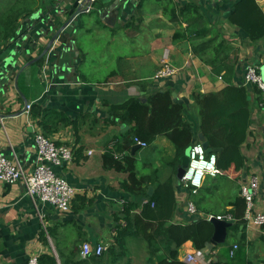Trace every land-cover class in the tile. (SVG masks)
Segmentation results:
<instances>
[{"label": "crops", "instance_id": "1", "mask_svg": "<svg viewBox=\"0 0 264 264\" xmlns=\"http://www.w3.org/2000/svg\"><path fill=\"white\" fill-rule=\"evenodd\" d=\"M142 1L93 3L86 15L92 21L90 15L97 11L96 26L88 24L81 29L91 35L93 28H104L99 32H106L110 39L97 49L99 54L83 44L81 30L72 27L63 32L43 60L26 67L67 20L64 9L68 0H0V150L32 169L34 136L41 130L57 145L74 149L72 163L56 167L55 172L78 191L71 211L62 214L49 204L35 203L22 184H0V264H28L34 249L40 255L54 256L57 264H158L140 237L127 238L123 249L115 245L117 226H126L116 214L124 210V198L130 197L122 188L129 177L124 170L128 157L136 159L137 173L149 178L148 190L152 187L153 195L159 184L174 179L177 208L172 223L185 224L214 215L198 211L197 206L198 213L189 215L187 205L192 198L177 178L175 148L166 135H158L152 145L134 153L133 142L131 155L123 151L126 139L133 138L130 132L134 124L112 116L111 106L123 105L129 99L146 102L158 91H169L172 102L183 105V115L197 125L195 94L243 85L247 64L258 65L264 81V40L251 44L243 31L229 24L233 0H174L180 6H200L212 26L229 41L223 68L212 69L194 54L189 38L185 39L190 36L187 24L170 22L154 0H144L140 8ZM256 1L264 11V0ZM136 17L141 22L133 26L130 23ZM117 38L125 45L110 52L108 41ZM164 58L180 73L157 80ZM246 87L251 92L253 121L250 137L236 157L242 163L239 188L257 179L253 212L264 213V102H258L256 86ZM28 105H39L37 118L28 112ZM201 133L196 130L198 139ZM220 149L218 155L223 153ZM225 209L231 207L220 212ZM240 232H228L226 244L235 245ZM246 233L248 257L258 261L264 255V235L255 226H247ZM85 243L92 247L108 245V250L100 257L84 258L81 252ZM114 245L116 258L110 252ZM193 249L192 242L185 243L179 260L184 263V254ZM219 253L220 249L214 251L211 259L219 261ZM207 257L194 264H207Z\"/></svg>", "mask_w": 264, "mask_h": 264}, {"label": "trees", "instance_id": "2", "mask_svg": "<svg viewBox=\"0 0 264 264\" xmlns=\"http://www.w3.org/2000/svg\"><path fill=\"white\" fill-rule=\"evenodd\" d=\"M143 2L144 0L140 8L143 7ZM154 3L170 22L187 24L190 36H185V39L189 38L192 42L193 52L198 58L212 69L223 68L222 64L229 56L230 43L219 29L212 26L200 6L195 3L180 6L174 0H154ZM227 21L243 31L249 43L258 44L264 40V11L256 0H233ZM254 91L257 93L258 102H264L262 100L264 93L257 87ZM171 98L169 91H158L146 102L129 99L123 105L111 106L112 116L134 124L130 132L133 138L126 139L123 151L131 155L135 137L150 146L158 135H166L175 148L176 162L173 166L177 173L186 152L200 143L196 130L201 131L210 148L223 149V153L218 155L220 175L207 177L204 187L197 195L187 191L188 195L195 202L198 211L214 215H232L234 225L228 232L237 233L243 228L240 240H236L238 250L233 258L230 257V251L234 245L230 244L217 246L207 258L211 260L214 251L220 249L219 261L215 263L212 260V264H264V258L253 261L248 257L246 202L241 196V189L239 194L228 200L226 206L231 207L229 211L225 209L223 212L217 210L215 212L211 208V201L215 198L221 181L230 180V176L227 173L223 174L222 170L231 161L236 171L238 165H242L238 163L240 158L236 157L247 139L252 120L251 92L243 84L228 85L219 92L195 94L193 101L198 111L197 125L183 115V105L174 104ZM40 111L39 105L31 106L34 118L38 117ZM126 165L127 168L124 170L129 177L122 188L130 197L124 198V210L116 214L117 220H123L126 226L120 224L117 226L115 245L123 249L127 238L140 237L147 244L151 258L155 256L158 264H185L179 260L182 246L192 242L196 250H203L213 237L214 225L205 218L194 219L185 224L172 223L177 208L174 179L159 184L154 195L149 196L147 185L149 178L137 173L136 159L128 157ZM239 171H242V167ZM225 203H222L223 207H226ZM115 245L110 252L113 251L116 258ZM40 264H57V260L51 255H41Z\"/></svg>", "mask_w": 264, "mask_h": 264}, {"label": "built area", "instance_id": "3", "mask_svg": "<svg viewBox=\"0 0 264 264\" xmlns=\"http://www.w3.org/2000/svg\"><path fill=\"white\" fill-rule=\"evenodd\" d=\"M96 0H92L94 3ZM218 1V0H217ZM221 1V0H219ZM93 5V4H92ZM93 7L90 6L87 9L89 14ZM180 73V70L174 67L166 58L161 62V68L156 75L157 80L175 78ZM244 85L256 86L264 93V81L260 74V67L255 64H247L244 74ZM28 112L31 111V105L27 106ZM35 143V165L32 169H26L16 159L6 156L0 150V184L16 185L22 184L25 190V194L30 197L35 203L41 202L49 204L55 210L62 214H66L71 211L72 205L77 197L78 191L72 187L64 178L59 176L55 172V168L68 166L74 160V149L66 145H57L53 140L48 138L41 130L37 131L34 136ZM134 143L142 148H147V142L134 138ZM196 146H200L201 152L195 153L193 151ZM203 155L205 162H211L212 158L215 159L214 170H203V175L200 178L199 184L194 185L192 180L196 176V169L192 168V161L195 159L199 162ZM189 166L185 170L182 177L181 186L186 191H191L193 195H197L199 190L205 185L207 177H216L220 175L218 168V154L207 153L202 143L195 144L189 152ZM192 171V176L185 179L189 171ZM259 188V182L257 179L250 181L248 185H242L241 196L246 202V214L245 218L248 222V226H255L261 230L264 235V213H254V202ZM188 193V192H187ZM187 211L189 215H196L198 213L195 203L190 200L187 205ZM214 217L219 220H233L232 215L215 216L207 215L203 217L208 221H211ZM108 250V245L99 244L95 247L85 243L82 247L81 255L84 258L96 256H102ZM238 250V245L235 244L231 251L230 257L235 256ZM40 253L37 249L30 252L28 257V264H40ZM206 255L202 250L193 249L190 252H186L183 257V261L186 264H194L197 261H204ZM207 264H212V259L207 261Z\"/></svg>", "mask_w": 264, "mask_h": 264}, {"label": "water", "instance_id": "4", "mask_svg": "<svg viewBox=\"0 0 264 264\" xmlns=\"http://www.w3.org/2000/svg\"><path fill=\"white\" fill-rule=\"evenodd\" d=\"M98 1H103L104 4H109L112 2V0H98ZM67 4L68 5L64 9V14L67 17V20L63 22L61 26H59V28L57 29V32L47 43L43 52L36 59L28 63L26 67L36 64L37 62L43 60L45 56H47L49 51L52 49L55 42H57L59 39L63 37V32H65L68 28L74 27L75 29L79 30L84 25V21H83L84 15L87 14V9L90 6H92L93 2L92 0H68ZM16 88L18 89L17 82H16ZM199 141L203 144V147L206 149L207 153L209 154L210 153H217V154L221 153L220 148L212 149L209 147V144L207 141L204 140V135L202 133L199 134ZM138 149H140V146L135 145L132 149L133 153L136 152ZM188 166H189V157L188 155H185L182 158L181 166L177 172V178L179 180L182 179L185 173V170L188 168ZM148 195L149 196L153 195L152 187L149 188ZM210 222L214 225L215 231H214L211 241L207 243L205 248L202 250L206 256L211 255L212 251L217 246L226 244L227 237H228V230L234 225L233 220H230V221L219 220L216 217H214ZM242 229L243 228H241L239 237H241L242 235ZM213 261L216 263L218 260L215 258V260Z\"/></svg>", "mask_w": 264, "mask_h": 264}, {"label": "rangeland", "instance_id": "5", "mask_svg": "<svg viewBox=\"0 0 264 264\" xmlns=\"http://www.w3.org/2000/svg\"><path fill=\"white\" fill-rule=\"evenodd\" d=\"M90 16L93 17L92 21H90L89 16L84 15V18H83L84 25L81 27L82 29H83V27L84 28L87 27L88 24H90L91 27L96 26V25L94 26V24L98 20L97 19V17H98L97 11L93 12V14ZM136 18H137L136 20H133V22L130 23L131 25L137 26V23L141 22L139 20V17H136ZM81 28H80L81 32H79L80 41H82L83 44L88 46L90 49H94L96 54H99L97 49H99L102 45H105L107 39H110V38H108V35L106 34V32H99L101 29H104V28H102L100 25L98 28L96 27L97 30H95L93 28V34H91V35L86 34V31L82 30ZM82 32H84V34H81ZM108 42H109L108 44H111L110 45L111 51L109 50L110 52H113L115 47H117L119 45L120 46L125 45V42L120 41L118 38L115 41L111 40ZM127 44H129V43H127ZM252 121L253 120H251V124H250L249 128L252 125ZM248 136L250 137V132L247 134V138H248ZM240 169H241V165H238V171H236L235 168L233 167V162L231 161V163L224 170H222L223 174L227 173L230 176V180H226V182L221 181L219 189L217 191V194H216L215 198L212 199V201H211V208L215 212H216V210L220 212V209L223 208L222 203H225L227 200H230L231 197L240 193V188H239L240 176H241L240 171H239ZM261 253H264V252L262 251ZM261 256L263 259L264 255H261Z\"/></svg>", "mask_w": 264, "mask_h": 264}, {"label": "clouds", "instance_id": "6", "mask_svg": "<svg viewBox=\"0 0 264 264\" xmlns=\"http://www.w3.org/2000/svg\"><path fill=\"white\" fill-rule=\"evenodd\" d=\"M201 152V148L200 146H196V148L193 151V155H195V153H200ZM214 163H215V159L212 158L211 162H205L203 160V155L201 154V158L199 160V162H197L195 159L192 161V168L196 169V176L195 178L192 180V183L194 185H198L201 176L203 175V170L207 169L209 171H213L214 170ZM192 176V171L190 170L187 174V176L185 177V179H188L189 177Z\"/></svg>", "mask_w": 264, "mask_h": 264}]
</instances>
